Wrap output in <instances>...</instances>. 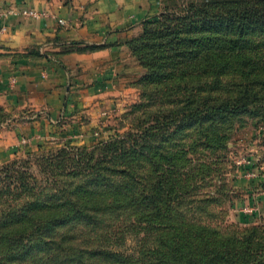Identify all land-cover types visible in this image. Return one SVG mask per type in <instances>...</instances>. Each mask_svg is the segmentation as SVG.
Here are the masks:
<instances>
[{
	"label": "trees",
	"instance_id": "obj_1",
	"mask_svg": "<svg viewBox=\"0 0 264 264\" xmlns=\"http://www.w3.org/2000/svg\"><path fill=\"white\" fill-rule=\"evenodd\" d=\"M166 3L173 7L165 6L160 15L146 20L143 33L130 40L149 70L142 80L151 84L177 76L185 80L191 74L188 70L194 68V72L204 73L205 91L211 94L189 97L196 106V116L211 121L218 111L231 107L227 102L218 105V96L213 93L232 60L236 58L243 75L256 70L259 59L264 62V0ZM156 40L161 50L152 43ZM244 99H236V110L251 105H241ZM161 129L136 124L90 146L68 142L56 152L38 157L44 186L35 175L17 168L16 160L4 164L0 171L5 174L0 177V243L7 248L0 251V264H255L250 251L239 248L236 242L218 244V232L204 225L197 227L199 242L194 237L172 235L170 243L189 244V252L180 248L170 254L161 250L160 242L164 241L154 237V245L135 239L136 246H126L125 235H137L135 227L142 215L147 217L153 209L161 214L159 201L164 203L163 193L175 183L165 175L169 171L165 161L170 157L152 152L155 136L162 135L161 141L168 142ZM33 154L26 155L30 159ZM154 158H160L161 163ZM141 159L149 167L155 163L156 169H162L158 190L152 188L153 177L148 179L146 191L139 188ZM233 166L237 168L235 162ZM4 229L7 233H1Z\"/></svg>",
	"mask_w": 264,
	"mask_h": 264
},
{
	"label": "rangeland",
	"instance_id": "obj_2",
	"mask_svg": "<svg viewBox=\"0 0 264 264\" xmlns=\"http://www.w3.org/2000/svg\"><path fill=\"white\" fill-rule=\"evenodd\" d=\"M158 5V13L143 20L139 31L125 42L128 55L121 71L129 75L128 78H122L120 85L115 81L109 84L107 101L92 109V113L83 106L77 109L72 120L75 128H84L83 136L65 142L48 140L37 149L28 151L34 153L30 159L27 152L0 159V171L4 164L16 160L17 168L35 175L38 184L44 186L38 157L56 152L68 142L90 146L99 140H107L116 132L123 134L136 124L145 128L148 125L161 127L168 142L161 141L162 135L155 136L152 152L170 157L165 161L169 170L165 175L175 183L168 186L165 195L163 193L164 203L159 201L163 205L161 214L153 209L147 217L142 215L141 221L136 223L137 235H125L128 238L126 246H136L137 239L146 245H154V237L164 241L160 242L161 250H168L170 254L180 248L189 252L192 248L189 244L178 246L170 243L172 235L188 239L194 237L193 240L199 242L196 239L200 234L197 227L204 225L218 232V244L236 242L239 248L243 246L252 253L255 264H264V62L260 63L259 59L256 70L250 75H243L236 58L233 59L231 68L218 78V91L213 93L218 96V105L227 102L231 107L228 111H218L213 120L205 121V117L196 116V106L191 103L192 96L189 97L191 94L196 99L206 98L211 94L205 91L207 78L204 73L194 72V68L188 70L191 74L185 76V80L178 78L181 76L175 77V80H162L158 84L142 80L149 70L140 61L131 41L143 33L146 20L160 15L165 6L173 7L166 0L163 3L160 0ZM152 43L156 44V50H161L160 41ZM158 78L161 79L160 76ZM238 98H245L241 105L246 102H251V105L236 110L233 105ZM34 113L27 115L33 116ZM192 115L195 117L191 119ZM10 118V113L0 104V129L16 123L8 122ZM73 131L80 130L76 128ZM243 158L249 162L235 169L234 162ZM154 160L158 165L161 163L160 158ZM139 164V188L146 191L148 179L153 177L152 188L158 190L162 169H156L155 163L149 167L143 159ZM242 170L255 172L257 176L247 177L244 175L246 172L240 174ZM2 175L5 174H0V177ZM36 189L39 191V188ZM252 206L256 210L247 212L246 209ZM1 233H7L6 229ZM123 235H119L120 242H123ZM162 236L164 239L160 240ZM165 242L170 245L165 247ZM5 248L7 244L0 243V251H5Z\"/></svg>",
	"mask_w": 264,
	"mask_h": 264
},
{
	"label": "crops",
	"instance_id": "obj_3",
	"mask_svg": "<svg viewBox=\"0 0 264 264\" xmlns=\"http://www.w3.org/2000/svg\"><path fill=\"white\" fill-rule=\"evenodd\" d=\"M158 2L0 0V7L45 9L66 20L61 25L53 18L18 15L0 22V104L11 115L8 122H16L0 129V159L48 140L81 138L83 127L73 131L77 109L92 113L107 101L109 84L128 78L121 71L128 55L125 42L158 13Z\"/></svg>",
	"mask_w": 264,
	"mask_h": 264
},
{
	"label": "built area",
	"instance_id": "obj_4",
	"mask_svg": "<svg viewBox=\"0 0 264 264\" xmlns=\"http://www.w3.org/2000/svg\"><path fill=\"white\" fill-rule=\"evenodd\" d=\"M24 16L27 18H34V19H47V18H53L56 19L58 21L59 24L61 25H65L66 24V20L63 18H59L57 17L55 14L45 10V9H37V8H33V7H25V8H15L14 6L11 5H7L5 7H0V22H4L6 19H8L9 17H13V16ZM6 26H2V30H6ZM249 161L246 160L245 158L243 159H239L235 161V165L236 167L239 169L243 166H245V163H248ZM236 168V169H237ZM245 170H242V172L240 174L245 173ZM247 177L250 176H257L255 172H246L244 174ZM256 209L252 206L250 208H247L246 211L247 212H254Z\"/></svg>",
	"mask_w": 264,
	"mask_h": 264
}]
</instances>
